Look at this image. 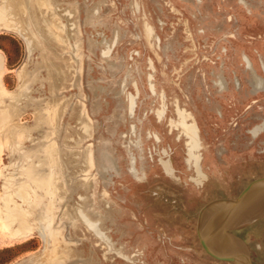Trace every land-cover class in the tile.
Returning a JSON list of instances; mask_svg holds the SVG:
<instances>
[{
    "label": "rangeland",
    "instance_id": "1",
    "mask_svg": "<svg viewBox=\"0 0 264 264\" xmlns=\"http://www.w3.org/2000/svg\"><path fill=\"white\" fill-rule=\"evenodd\" d=\"M0 18L4 264H236L197 219L264 176V0H0ZM229 231L264 264V209Z\"/></svg>",
    "mask_w": 264,
    "mask_h": 264
},
{
    "label": "water",
    "instance_id": "2",
    "mask_svg": "<svg viewBox=\"0 0 264 264\" xmlns=\"http://www.w3.org/2000/svg\"><path fill=\"white\" fill-rule=\"evenodd\" d=\"M255 81V75L253 77ZM264 192V176L251 180L242 192L234 198H218L206 203L198 212L197 231L205 250L216 257L225 258L236 264H252L247 251L222 249L216 243L233 246L236 238L229 228L236 222L237 212L251 205ZM240 241V239H238ZM236 242V241H235Z\"/></svg>",
    "mask_w": 264,
    "mask_h": 264
},
{
    "label": "bare ground",
    "instance_id": "3",
    "mask_svg": "<svg viewBox=\"0 0 264 264\" xmlns=\"http://www.w3.org/2000/svg\"><path fill=\"white\" fill-rule=\"evenodd\" d=\"M1 19V18H0ZM8 22V21H7ZM189 29V28H188ZM261 81V80H260ZM260 199V200H259ZM259 200V201H258ZM252 204L254 206H252ZM249 206H245L243 208H241L237 214H236V219L237 220H245L251 216H253L254 214H256L257 212H259L260 210L264 209V192L263 194L260 195L259 198H257V200H255L253 203ZM224 247V246H223Z\"/></svg>",
    "mask_w": 264,
    "mask_h": 264
},
{
    "label": "crops",
    "instance_id": "4",
    "mask_svg": "<svg viewBox=\"0 0 264 264\" xmlns=\"http://www.w3.org/2000/svg\"><path fill=\"white\" fill-rule=\"evenodd\" d=\"M260 200V199H259ZM258 200V201H259ZM216 246L218 247V248H222V249H231V250H233V249H236V250H238V251H241V252H245L246 250L245 249H241V248H239V249H237L236 248V244H235V242H234V244H233V246H228L227 244H224V243H221V244H219L218 242L216 243ZM224 246V247H223Z\"/></svg>",
    "mask_w": 264,
    "mask_h": 264
},
{
    "label": "trees",
    "instance_id": "5",
    "mask_svg": "<svg viewBox=\"0 0 264 264\" xmlns=\"http://www.w3.org/2000/svg\"><path fill=\"white\" fill-rule=\"evenodd\" d=\"M5 252H6V250L0 251V264H4L5 262H7L9 260V258L3 254ZM1 254H3V255H1Z\"/></svg>",
    "mask_w": 264,
    "mask_h": 264
}]
</instances>
